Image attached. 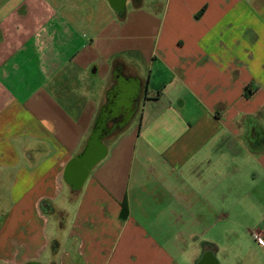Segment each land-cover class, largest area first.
Segmentation results:
<instances>
[{
    "label": "crops",
    "instance_id": "obj_1",
    "mask_svg": "<svg viewBox=\"0 0 264 264\" xmlns=\"http://www.w3.org/2000/svg\"><path fill=\"white\" fill-rule=\"evenodd\" d=\"M110 96L130 115L78 186L67 168ZM254 180L264 191V0H0V264L218 261L202 224L241 234ZM69 204L67 238L58 220L50 235Z\"/></svg>",
    "mask_w": 264,
    "mask_h": 264
},
{
    "label": "rangeland",
    "instance_id": "obj_2",
    "mask_svg": "<svg viewBox=\"0 0 264 264\" xmlns=\"http://www.w3.org/2000/svg\"><path fill=\"white\" fill-rule=\"evenodd\" d=\"M153 6V5H152ZM155 12L162 13V6L154 7L153 9ZM139 116V115H138ZM139 120V118H137ZM257 181V180H256ZM255 180L251 182V184L247 185L244 184L243 191L248 194L246 199H249L250 207L245 208L247 211V219L246 223L243 225V232L240 234L239 230H232V227H237V223H231L232 218L222 219L219 222H211L210 219H213V217H207L206 220H204L202 224V231L200 232V238L202 242H206L209 240H212L216 246L219 248V251L217 252L216 256L220 264H264V245L258 244L255 242L251 235L248 233L249 227L253 226L255 223H258L260 219V210L264 209V191H254L256 187ZM62 203V202H60ZM71 206L67 208L60 209V218H56L53 216H48L50 223L48 227V233L50 235H55L54 233V226L58 224L57 220L61 223L62 227L66 228L59 233L62 235V233H65V237L67 238L69 229L67 228V223L71 221V216L74 212V204H69ZM229 212L230 206L225 203V206L220 203L219 206V214H222L223 212ZM250 211V213H249ZM241 217V212H236L234 216ZM68 229V230H67ZM237 229V228H234ZM208 230V231H207ZM207 231V232H206ZM237 233V235H235ZM241 247L242 252L238 253L237 250H240L239 247ZM65 247L68 248L67 250H71V245L62 244V248L65 250ZM54 250H58V247H55ZM227 251L231 254V258L233 257H239L235 260H232V262L228 263L226 262V254ZM42 261H47V254L43 258Z\"/></svg>",
    "mask_w": 264,
    "mask_h": 264
},
{
    "label": "water",
    "instance_id": "obj_3",
    "mask_svg": "<svg viewBox=\"0 0 264 264\" xmlns=\"http://www.w3.org/2000/svg\"><path fill=\"white\" fill-rule=\"evenodd\" d=\"M107 1L116 12L124 13L127 0H107ZM100 138H101V134L99 130L96 128L93 131L92 136L90 137V140L88 142V146L83 152V154L80 157L72 160L67 168L66 171L67 179H69L70 181H74L75 184L78 186L82 185L92 165L102 156L101 154L95 157L93 156L94 149L95 147H97ZM86 166H88V171L84 169ZM75 169L81 170L82 174L74 175L73 172ZM207 263L219 264L215 256H212L211 254L204 255L200 262V264H207Z\"/></svg>",
    "mask_w": 264,
    "mask_h": 264
},
{
    "label": "flooded vegetation",
    "instance_id": "obj_4",
    "mask_svg": "<svg viewBox=\"0 0 264 264\" xmlns=\"http://www.w3.org/2000/svg\"><path fill=\"white\" fill-rule=\"evenodd\" d=\"M112 95V94H111ZM110 105H108L107 109L102 111L101 118L99 120L97 129L99 130L101 136L110 135L117 131L122 123H124L128 116L130 115V111L121 112L117 111L111 105L112 98L109 97ZM106 122L108 125H106ZM205 255V254H204ZM211 264V263H207Z\"/></svg>",
    "mask_w": 264,
    "mask_h": 264
},
{
    "label": "built area",
    "instance_id": "obj_5",
    "mask_svg": "<svg viewBox=\"0 0 264 264\" xmlns=\"http://www.w3.org/2000/svg\"><path fill=\"white\" fill-rule=\"evenodd\" d=\"M252 239L258 244L264 245V234L259 230H255L251 233Z\"/></svg>",
    "mask_w": 264,
    "mask_h": 264
},
{
    "label": "trees",
    "instance_id": "obj_6",
    "mask_svg": "<svg viewBox=\"0 0 264 264\" xmlns=\"http://www.w3.org/2000/svg\"><path fill=\"white\" fill-rule=\"evenodd\" d=\"M42 209L47 213L48 211L52 210V208H50L48 205H46L45 203L42 205ZM123 212L124 213H128V209L126 204H123Z\"/></svg>",
    "mask_w": 264,
    "mask_h": 264
}]
</instances>
